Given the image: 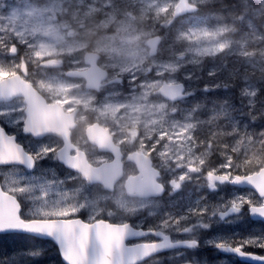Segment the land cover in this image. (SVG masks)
Segmentation results:
<instances>
[{"label": "rangeland", "instance_id": "rangeland-1", "mask_svg": "<svg viewBox=\"0 0 264 264\" xmlns=\"http://www.w3.org/2000/svg\"><path fill=\"white\" fill-rule=\"evenodd\" d=\"M18 1L20 6H9L3 1L0 2V32L2 33L0 39L21 37L32 40L36 46L46 45L48 46V50L53 53L52 59L59 57L64 59L63 64L60 65L61 67L78 66L81 63L79 61L81 60L82 49L86 45L93 44L96 49L105 52L104 63L111 68L113 76H124V85L120 87V93H116V98H120L119 100L113 101L106 96L103 97L101 104L113 103L120 105V108L123 110L120 111L119 116L111 111L101 112L96 107V104L90 103V101L94 102L95 99L90 100V93L86 92V94H83L81 88H77L71 95L81 100H87L84 101L86 110L88 111L87 105H92L94 110L91 113H94V118L109 123L114 132L118 134L119 139L124 140L126 137L128 139L131 136L133 141L137 140L136 145L141 150L155 156L158 160L159 168L163 169L166 175L177 177L183 170L178 165L187 163L189 160H198L201 154L208 153L209 148L199 149L198 140H196L197 133L203 131V128L208 142H215L222 138L219 149L217 143L212 145L213 153L215 150H218V152L227 151L233 155L235 160L241 163L246 159H253L254 161L256 158L264 159V146H262L264 144L262 143L258 149L254 146L264 141V135H262L264 134V124L261 123L263 121L258 117L264 114V44L259 45L258 43L260 42H256L258 38L264 37V0H257L260 3L258 9L246 6L248 7V10H246L243 6H236L233 7L230 13L228 7L219 6L217 12H222L223 14L229 13L234 19L228 25L223 17L215 12L203 13L205 15L203 17L208 24H211L215 16H220L222 21L218 26L207 27V29L217 32V39L222 37V34L219 32L223 34L231 32L233 34V36L229 35L221 40H216L215 34L212 32L199 36V38H196L195 34L191 35V33L201 32V24L205 22L202 17H189L187 22H184L182 26L172 28L169 24V12L175 2L162 1V3H159V0H155L151 3H157L158 6L147 4L143 10L145 13H148V8L152 11L150 19L147 20L148 25L141 29L144 30L143 33H126V36L120 37L96 35L94 39L76 40L74 41L75 43H70L68 40L71 39L70 35H77L78 32L73 29L71 20L73 19L74 25H80V23L85 21V16L90 11L97 12L98 8L95 5L88 7L87 13H77L74 3H81V0H46V2H41L38 6L31 5L28 0ZM163 3L166 4L162 5ZM133 8H135L134 5L130 7V9ZM110 9H114L117 15L119 14L120 18H122L120 19L122 27L128 28L132 26L135 18H141L139 13H135L130 9L109 8L108 10ZM163 9H168V11L164 12L162 11ZM41 10H48L50 14L44 17ZM253 10L256 17L252 14ZM129 11L130 14H128ZM57 13L60 14L59 18L61 19L59 25L55 27L49 21H52L51 17L57 16ZM247 13H250V16ZM79 14H82V16H79ZM107 14L108 18L111 19L117 16L115 13L108 12ZM251 18H253L255 23L253 20H250ZM157 21L159 22L157 23ZM60 25L61 28L58 29ZM63 27H66V29L63 30ZM215 29H219V31ZM259 30L261 31L259 32ZM61 34L63 35V39L60 36ZM155 34L162 35L164 39L161 54L158 57H149L147 42ZM123 37L126 38L123 39ZM237 41L242 46L249 45L248 49L251 51L246 53L245 50H239L241 47L235 48L234 44ZM119 48L121 50H118ZM133 48L138 51V55H135V57H131L133 53H130V50ZM110 49L116 55L115 58H121V62L128 57L122 66L117 61L110 63L107 60L109 56L107 51H111ZM231 53L239 54L231 66L215 60L222 57L226 58ZM183 54H185V57L181 56ZM245 54L251 55L249 61L243 60ZM141 56L149 57L153 61L155 74L159 72H161L159 74L164 73L162 77L155 78V74L152 72L155 78L154 81L151 84L145 81L138 82V85L141 86L140 90L128 96L127 89H132L134 85L132 82L133 77L128 81V76L120 72L128 69L131 73H136L133 68L124 67L125 63H135L138 66L144 62V66H146L148 59ZM143 67L140 68L141 70L137 74L143 73ZM149 68L146 67L145 69ZM55 70L56 68H53L52 71L49 69L47 76L52 79L64 80L59 74L56 76L50 75L49 71L56 72ZM32 71L36 72V80L44 78L39 69H33ZM206 76L209 78L208 81L202 82L201 80L196 82L198 79ZM164 81H184L187 83L186 91L189 98L186 99L187 101L185 100L184 104L188 106L182 107L181 110V106H171L169 104L160 91V86ZM212 82H215V86L218 87L209 89ZM225 83L226 86H224ZM230 86L234 89L232 91L233 94L229 93L230 89L228 88ZM206 88L208 89L207 91H205ZM202 89H204V93L198 94L199 90ZM217 90L220 91L215 94ZM261 92V100H258V94ZM224 94L227 96L226 98L223 96ZM94 97L95 95H93ZM229 97L231 99H228ZM149 98H152L151 103L148 102ZM205 106V115L201 118L196 117L198 111L200 114H204L200 109L202 107L205 108ZM178 109H180V114L174 115L173 113L177 112ZM234 111L235 114H233ZM82 116H90V112L88 115L83 114ZM216 118L219 122L226 121L230 127L223 129L215 121H212ZM257 122L259 123L258 128L257 131H254V125L257 126ZM162 128L168 133L165 136V141V138L158 140ZM192 128H195L194 134L192 131H189ZM183 132H187V135L178 134ZM208 132H211V135H208ZM193 135L195 138H193ZM189 141L191 142V148L189 147ZM201 143L204 144L203 139H201ZM90 150L97 161L108 158L107 154H99L92 148ZM256 166L257 164L253 163L250 167ZM205 167L207 168L208 166L206 165ZM44 169L47 172L42 170L39 173V177L26 181H23L21 176L7 174V177H11L12 181H19L21 186L25 183L35 184L37 187L33 195L41 194L39 185L52 183L54 186L49 190L50 198H56V193L59 192L60 198L65 201L66 206H76L80 211L85 208L94 210V212L101 209L100 202L103 201V198L106 199V197L99 196L79 185L77 186L78 190L68 187V177L63 178L62 175H65L66 172L60 166L50 164L44 166ZM43 174H52L54 177L46 179L43 177ZM72 177L75 178L74 176ZM193 177L198 181L203 179L201 174L199 176L193 174ZM75 183L78 184L76 180H74ZM121 190L122 188L119 189V194L113 197V201L118 209L125 211V214L128 216L131 215L127 211L134 214V212L140 209H147L150 216H155L162 210V201H132ZM188 191L191 193V189H188ZM232 193L235 194L236 192L233 191ZM251 194L247 191V193L240 196ZM199 198L201 197H194V203H188L185 207L190 205L197 206ZM38 205L39 202H36L32 207ZM0 244L5 248L38 247L40 251L45 253L41 258L42 260L51 255L47 254L51 252L48 250V244L31 242V239L24 236H8L0 241ZM24 259L27 262H23ZM5 260L6 264H29L27 253L5 257ZM42 264L54 263L52 259L51 261L47 259Z\"/></svg>", "mask_w": 264, "mask_h": 264}, {"label": "snow or ice", "instance_id": "snow-or-ice-1", "mask_svg": "<svg viewBox=\"0 0 264 264\" xmlns=\"http://www.w3.org/2000/svg\"><path fill=\"white\" fill-rule=\"evenodd\" d=\"M162 11L167 12L168 9ZM180 11L177 10V15ZM52 56L48 46H36L26 38L0 39V165H20L31 170L39 161L55 157L67 167H72L68 146L62 142H53L52 138L63 135L66 109L67 112L73 111L67 106L78 102L73 100L71 93L79 86L47 76L49 69L62 63L52 59ZM88 63L93 66L67 75L80 76L86 81L88 88H98L105 75L94 66V58H90ZM29 65L39 69L44 78L34 81L32 78L36 76V72H30ZM132 82H135L134 76ZM207 90L206 88L205 91ZM163 91L165 95L175 99L183 93V86L165 85ZM40 93L47 95L45 97ZM94 103L101 112L111 111L117 116L123 110L118 104ZM189 131L194 134L195 128ZM17 133H22L24 138L47 137L50 142L43 143L40 139H35L24 143ZM101 134L103 142L107 139L105 130H101ZM167 134L162 128L158 140H163ZM178 134L187 135V132ZM189 147L191 148L190 141ZM253 163L260 167L248 171ZM206 165L208 167L205 171ZM178 167L183 170L168 181V187L172 190L180 189L185 182L191 180L193 174L199 176L203 173L204 188L216 191L220 185H247L254 190L255 197L239 196L218 203L199 198L197 207L188 209L185 214L168 215L147 230H136L131 225L108 226L102 220H93L91 216L87 221L77 218L80 209L66 206L59 192L56 193V198L49 197V190L54 186L52 183L39 185L41 194L33 195L37 187L35 184L25 183L21 186L19 181L13 180L0 185V241L8 236L14 237L15 234L49 238L57 246L61 264H139L143 258L139 255V248L128 241L130 238L154 235L159 238V242H144V256L162 250L182 249L180 255L184 257V264H209L207 258L198 255V250L215 248L218 252L264 264V255L246 251L249 248L264 249V234L239 238L235 235L218 238L209 236L208 239L201 240V234L208 233L214 219L225 221L228 216L238 215L245 205L248 206L250 215L264 219V159H246L241 163L229 152L213 153L209 147L208 153L201 154L198 160H189ZM113 175L115 172L111 168L97 169L90 179L103 176L107 180ZM153 176L150 169H143L136 178V190L140 193L163 191L164 186L154 182ZM22 198L33 203L39 202V205L32 207L27 203L22 204ZM168 229L174 230L179 239H173L168 234ZM21 253L28 254L29 264H42L41 258L45 255L38 247L5 248L0 244V264H6L5 257Z\"/></svg>", "mask_w": 264, "mask_h": 264}, {"label": "flooded vegetation", "instance_id": "flooded-vegetation-1", "mask_svg": "<svg viewBox=\"0 0 264 264\" xmlns=\"http://www.w3.org/2000/svg\"><path fill=\"white\" fill-rule=\"evenodd\" d=\"M86 5L93 4V2L97 1L100 5L107 6L109 1L114 2L115 0H81ZM179 1V0H177ZM190 4L198 5V6H234L236 7L240 3H248L251 0H188ZM79 16H82V14H79ZM117 22V21H116ZM114 22L112 25L109 20L106 19V15H103L102 12H99L97 14L91 13L87 16H85V21L83 23H80V25L76 26L77 30H90L94 28V31L96 30L100 34H113L118 35L121 33L120 29V23ZM110 25V26H109ZM95 31V32H96ZM95 33V36L98 35V33ZM90 33V32H89ZM88 33V34H89ZM90 49V47H88ZM79 69H74L73 72L78 71ZM109 71V70H108ZM121 78L116 79L115 81H121ZM106 81L102 84L105 85ZM102 88H99L101 90ZM69 105L67 106V108ZM73 110H76L77 112V121L78 124L72 131L71 135V142L74 145V149L71 151V158L75 159V156H81L88 159V161L92 165H100L105 161L112 160L113 153L111 151H101L99 148L90 142V140L87 137V129L90 126H93L95 122H98L102 124L103 126L110 128L113 136L109 137L107 135V141L109 143L115 142L118 143L120 146V150L124 153L126 156L124 159V177L119 183L118 187L114 192L108 191L103 184L101 183H88L84 176L80 173L74 172L72 173V170L67 168L64 164L61 166L64 168V170L67 173L72 174L76 178V182L79 186L83 187L86 190H91L94 193H98L101 196H105L106 200L102 201L100 204L101 209L94 212V210H88L84 209L80 211L79 217L83 218L84 220H88V218L91 216L93 220H106L114 223H121L128 225L130 224L133 227H136V229L141 230H147L149 226H154L159 223L160 220L164 219L168 215L173 216H181L187 212L188 209L194 208L197 206H173V205H164L162 207V210L155 216H150L147 209H140L134 214H131L129 211L128 214L131 216H128L125 214V211H121L117 209L112 203H111V195H117L119 194V190L124 192L125 196L130 198L132 201H157L160 199V197H146L141 198L137 196L131 195L125 187V180L131 176V175H137L139 173L138 166L127 160V155L131 152L135 151H141L144 153H147L144 150H141L139 146L135 145L132 146L133 140L130 136V138L121 140L118 137V134L114 132L112 126L109 123L103 122V121H95V119H92V117H89V120L86 121L84 117L82 116L83 110L81 106H77L75 108H72ZM93 132L96 134L98 138H101V130L96 127L93 129ZM90 148L95 150L99 154H107L108 158L102 161H97L96 158H94L93 153L91 152ZM149 156L152 157L153 165L157 168H159L158 160L150 153H147ZM80 158H76L75 162H79ZM161 170V180L165 182L164 174L162 169ZM207 168L205 167V171ZM248 171H252L250 168H248ZM203 177V173H201ZM205 181L204 179L199 180L196 185L199 186L198 193L202 198H205L207 201L212 203H218L221 200H230L234 197H239L240 195L247 193V190L245 188H238L233 187L231 184L226 185H220L216 191L209 190L207 188L202 187L204 185ZM166 191L165 194L161 197V200L167 201V204H171V200L169 199L171 196L174 197L176 194L172 193H181L182 189L178 190H171L168 187V183L165 182ZM117 191V192H116ZM232 191H235L236 193L232 195ZM255 197V193L248 195ZM185 203V200H182L178 205H182ZM123 210V209H122ZM168 234L173 237V239H179L175 235V231L172 229H168ZM264 234V219H256L254 216L249 214L248 206L245 205V207L241 210V212L238 215H231L228 216L225 221H220L219 219L215 220L212 225V228L208 231V233H202L201 234V240L208 239L209 236L212 237H220V236H233L235 235L237 238L239 237H247V236H256ZM130 244H134L136 246H141L144 244V242H159V238L155 237L154 235H149L145 237H135L130 238L128 241ZM143 248V247H142ZM183 251L182 249H170V250H162L159 253H156L152 256H149L145 258L142 262L139 264H184V257L180 255V252ZM246 251L249 252H256L260 255H264V249H258V248H249L246 249ZM189 258L191 257V253L188 254ZM198 255H200L203 258H207L209 261V264H252L247 263L239 259L238 256L231 255V254H225L222 252H218L215 248H208L207 250H198ZM57 261V260H56ZM60 262V261H59ZM61 263V262H60Z\"/></svg>", "mask_w": 264, "mask_h": 264}, {"label": "water", "instance_id": "water-1", "mask_svg": "<svg viewBox=\"0 0 264 264\" xmlns=\"http://www.w3.org/2000/svg\"><path fill=\"white\" fill-rule=\"evenodd\" d=\"M151 44H152V47H153L152 53H154L155 49H156L157 40L152 41ZM176 86L179 87L181 85L177 84ZM167 97H169V96H167ZM181 97H183L182 94L180 96L176 97L175 99H179ZM169 98H171V97H169ZM171 99H173V98H171ZM140 156L141 155H139V157ZM139 157L137 156V154H133V155L130 156L131 159H133V160L138 162L139 166L141 165L142 170L145 169V168L150 169L151 163H149L148 161H145V160H141ZM141 162H143V163H141ZM106 168L113 169L114 172H115V175H113L112 177L108 178L107 180L103 176H101L100 178H96V179H90V176L93 173H90L88 176H89L90 181H93V182L100 181V182L104 183L107 186V188L113 189L114 184L122 176V163H121L120 157H118L114 162L106 164V167L104 169H106ZM157 176H158L157 174H154V176H153V180L156 183H157V181H156ZM135 182H136V180H134L132 178H130L128 180V184H129L130 188L133 189V190H136ZM162 192L163 191H159L157 193H138V194H142V196L150 195V194L158 195V194H161ZM93 243L95 244V236L93 237ZM142 251H146V250H142ZM139 252H140V250H139ZM245 260L252 261V262L254 261V260H251V259H245ZM254 262H258V261H254Z\"/></svg>", "mask_w": 264, "mask_h": 264}, {"label": "bare ground", "instance_id": "bare-ground-1", "mask_svg": "<svg viewBox=\"0 0 264 264\" xmlns=\"http://www.w3.org/2000/svg\"><path fill=\"white\" fill-rule=\"evenodd\" d=\"M31 3H32V5H34V6H36V3L39 1V0H29ZM50 9V8H49ZM104 15V14H103ZM58 19V18H57ZM54 21V20H53ZM53 21H51V22H53ZM135 37V36H134ZM74 41H76L75 39H74ZM112 51V50H111ZM110 51V52H111ZM130 53H133V55L131 56V57H135V55L137 56L138 55V51L135 49V48H133V49H131L130 50ZM111 57H112V59H114L115 57H116V55L114 54V53H112V55H111ZM109 61H111V60H109ZM144 66V62L142 63V64H140V65H138V66H136L135 65V63H131V64H128V63H125L124 64V67H130V68H133L134 69V72H136V77L137 78H139L140 79V81H147L149 84H151L152 83V80H153V78H154V75H152V69H150L148 72H143V73H140V74H137L138 72H140V68L141 67H143ZM159 75H161V74H159ZM138 87H139V85H137L136 87H135V89H137L138 90ZM260 92V91H259ZM263 98V97H262ZM148 102L149 103H151L152 102V98H149L148 99ZM157 147V146H156ZM155 155V154H154ZM157 156V155H156ZM155 157V156H154Z\"/></svg>", "mask_w": 264, "mask_h": 264}, {"label": "trees", "instance_id": "trees-1", "mask_svg": "<svg viewBox=\"0 0 264 264\" xmlns=\"http://www.w3.org/2000/svg\"><path fill=\"white\" fill-rule=\"evenodd\" d=\"M47 254H53V255L57 256V253H56V251L54 250V248H53V251L48 252ZM55 259H56V258H55ZM56 260L58 261V259H56ZM23 262H27V261L24 259Z\"/></svg>", "mask_w": 264, "mask_h": 264}]
</instances>
